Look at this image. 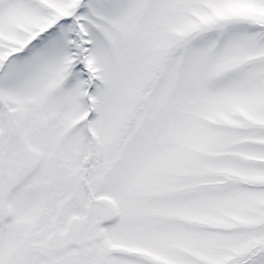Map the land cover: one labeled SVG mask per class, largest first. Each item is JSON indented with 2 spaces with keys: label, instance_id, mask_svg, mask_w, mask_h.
I'll return each instance as SVG.
<instances>
[{
  "label": "snow or ice",
  "instance_id": "snow-or-ice-1",
  "mask_svg": "<svg viewBox=\"0 0 264 264\" xmlns=\"http://www.w3.org/2000/svg\"><path fill=\"white\" fill-rule=\"evenodd\" d=\"M0 264H264V0H0Z\"/></svg>",
  "mask_w": 264,
  "mask_h": 264
}]
</instances>
